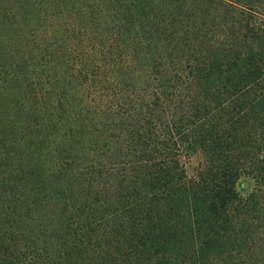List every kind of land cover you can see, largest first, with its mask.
<instances>
[{"label": "trees", "instance_id": "16d2710c", "mask_svg": "<svg viewBox=\"0 0 264 264\" xmlns=\"http://www.w3.org/2000/svg\"><path fill=\"white\" fill-rule=\"evenodd\" d=\"M0 264H264V0H0Z\"/></svg>", "mask_w": 264, "mask_h": 264}, {"label": "rangeland", "instance_id": "374dc122", "mask_svg": "<svg viewBox=\"0 0 264 264\" xmlns=\"http://www.w3.org/2000/svg\"><path fill=\"white\" fill-rule=\"evenodd\" d=\"M198 161H199V157L197 156V154H192L191 156H189L188 158H186L185 159V170H186V172L187 173H190L192 171V169L196 166V164H197ZM243 180L247 181L248 184L251 185V182L248 179H246V178L240 179L239 180L240 182H238V185L236 187L237 191L240 194H245L248 191V189H249L248 185L246 187V186H244V184H242L243 185L242 188L240 187V184H241V182Z\"/></svg>", "mask_w": 264, "mask_h": 264}]
</instances>
